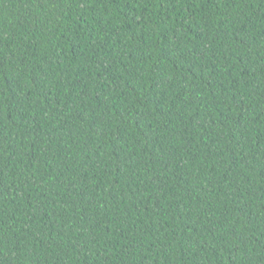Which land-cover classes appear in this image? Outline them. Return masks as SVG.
<instances>
[{"label": "trees", "instance_id": "trees-1", "mask_svg": "<svg viewBox=\"0 0 264 264\" xmlns=\"http://www.w3.org/2000/svg\"><path fill=\"white\" fill-rule=\"evenodd\" d=\"M0 264H264V0H0Z\"/></svg>", "mask_w": 264, "mask_h": 264}]
</instances>
